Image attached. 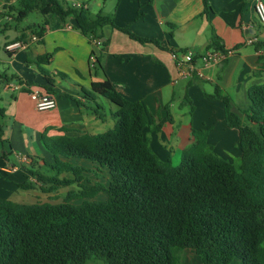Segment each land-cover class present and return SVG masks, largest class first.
<instances>
[{
	"label": "trees",
	"instance_id": "16d2710c",
	"mask_svg": "<svg viewBox=\"0 0 264 264\" xmlns=\"http://www.w3.org/2000/svg\"><path fill=\"white\" fill-rule=\"evenodd\" d=\"M203 5L206 11L205 0ZM4 8L12 22L31 13L52 14L62 21L72 19L90 41L100 40L109 26L141 45L160 48L157 40L134 35L129 26L117 27L112 18L101 12L93 15L84 5L16 0L15 6ZM140 16L138 12L136 19ZM34 28L41 41L44 24ZM212 44L218 47L213 31ZM253 47L261 53L257 61L264 70V41ZM50 58L44 55L37 62L47 64ZM41 72L48 85L45 91L52 95L53 81ZM81 97H101L116 107L115 124L97 135L40 136L50 162L44 163L46 172L27 171L39 184L37 189L78 190L55 204L0 199V264H179L182 250H193L202 264H230L235 259L264 264V83L248 90L243 108L216 87L208 96L223 103L224 123L237 132L239 165L213 153L209 131L192 129L190 147L182 151L179 165L172 166L148 145V119L140 100L124 98L108 80L91 84ZM88 110L104 120L100 105L94 103ZM2 118L0 109V158L5 162L10 152L3 140ZM80 160L106 170V188L89 184L83 174L90 171L75 162ZM19 188L35 190L32 183ZM101 193L105 198L96 200Z\"/></svg>",
	"mask_w": 264,
	"mask_h": 264
},
{
	"label": "crops",
	"instance_id": "0c3cea01",
	"mask_svg": "<svg viewBox=\"0 0 264 264\" xmlns=\"http://www.w3.org/2000/svg\"><path fill=\"white\" fill-rule=\"evenodd\" d=\"M205 1L206 11L203 0H152L150 5L144 7L148 0H130V32L157 40L160 48L151 44L141 45L126 35L121 36V32L109 26L103 28V37L100 39L101 42L108 41L107 45L96 48L93 41L79 33L70 18L62 21L49 14L40 19V23L17 27L12 26L11 20L5 19L6 14H1L3 48L10 42L35 34L37 30L34 27L44 24L41 41L14 53L3 49L5 57L0 58L1 123L3 140L9 146L10 156L14 155L13 137L17 135L22 140L25 131L33 132L40 139L44 133L48 138L97 135L101 130L99 122L110 121L114 126L115 111L112 112L111 106H108L109 115H105L103 121L88 110L95 103L104 111V99L89 97L86 101L81 97L82 93L90 91L91 84L105 80L110 81L124 98L142 102L148 119L145 137L153 152L154 149L171 148L175 144H187L186 148L190 147L191 130L195 128L192 113L196 112V108L187 98L208 84L211 85L212 94L215 87L218 88L235 106L236 103H244L253 85L264 82V79L255 77L260 65L257 59L261 53L246 44L249 39L264 41V32H260L264 25L257 21L253 10L256 0H249V3L247 0ZM103 2L100 4L96 0L98 6L104 5ZM76 3L88 10L86 1ZM139 6H142L140 10ZM138 12L141 16L136 19ZM212 31L218 38V47L212 44ZM179 51L194 57L195 71L191 75L185 73V65L172 60L171 53ZM210 51L230 55L218 67L207 69L199 57ZM44 55H51L48 63L38 64L37 58ZM41 70L47 72L53 81L52 96L57 103V107L48 114L38 113L29 98L32 90L46 92L45 87L48 85ZM7 84H13L14 87L6 89ZM178 88L184 89V92L178 91ZM215 101L218 113L224 118L223 103ZM179 102L181 106L188 102V123L182 121L183 115L174 112ZM163 120L165 122L156 131L155 127ZM181 128H186L185 136L181 135ZM39 148L42 150L40 145ZM10 156L5 162L0 158V173L12 165L9 163ZM46 157L50 161L49 155ZM19 161L27 165L23 157H19ZM12 173H7V176ZM23 173L29 175L26 170ZM9 201L21 203L14 198Z\"/></svg>",
	"mask_w": 264,
	"mask_h": 264
},
{
	"label": "rangeland",
	"instance_id": "374dc122",
	"mask_svg": "<svg viewBox=\"0 0 264 264\" xmlns=\"http://www.w3.org/2000/svg\"><path fill=\"white\" fill-rule=\"evenodd\" d=\"M63 1L64 4L71 5V3H76V1L82 0H60ZM88 5V11L91 14H97L99 11L105 13L104 15H109L112 18L113 23L117 27H130V0H105L104 5L98 6L96 4V0H84ZM249 3V0H247ZM8 2V3H7ZM101 0L99 3L101 4ZM264 3V0H262ZM16 4L15 1L9 2V0H0V16L1 14H7L4 11L5 6H14ZM43 16L38 13H31L26 19L20 22H13L12 26L23 27L24 25H31L40 23V19ZM11 23V22H10ZM264 25V24H263ZM262 29V28H261ZM130 31V29H129ZM261 33L264 32V29L260 31ZM263 34V33H262ZM121 36H125L122 35ZM264 37V36H263ZM126 38V37H124ZM3 42L4 36L0 32V58H4L5 55L3 53ZM191 53V52H190ZM193 53V52H192ZM255 77L257 79H264V70L261 69V66L257 67ZM264 83V82H263ZM183 85L185 83H182ZM211 85L206 84L203 90L196 91L195 94L190 96L188 102L191 103L193 107L196 108V112L192 113V123L195 126L194 130H203L209 131V138L208 143L212 147L213 153L216 155L226 158L227 160L231 161L235 165L240 164V153L238 149V139H237V132L233 129L228 128L224 123L223 116H220L218 110L215 106H218L215 100L208 99V96L212 95L211 93ZM178 91L184 92L178 88ZM104 114L109 115L108 106H111L112 112L116 110V107L110 105L106 100H104ZM188 102L187 104H183L182 106L179 104L175 105L174 112L180 115H183L182 121L188 123V119L190 118V113L188 112ZM99 103V102H98ZM235 106L237 108H243L245 104L243 102L236 103ZM53 110L45 111V112H38L43 114L51 113ZM173 112V113H174ZM204 124H203V123ZM202 124L204 126H202ZM99 127H101L98 133H104L106 130H110L113 128V124L108 121L105 123L99 122ZM186 129V128H185ZM185 129L181 128V135L185 136L186 131ZM4 133V131H3ZM144 134L147 135V127L144 130ZM180 135V136H181ZM181 136V137H182ZM23 138L15 135L12 139V150L14 155L10 156L9 163L12 164L17 168L18 171L16 173H12L9 176H5L4 173H1L3 178H0V198L14 200L26 203V204H35V203H60L63 199L67 196L68 192L76 191L78 188L76 186L64 187L60 188L55 192L52 193H44L39 191L37 188L39 184L32 179L30 173H37V172H46L49 170L48 168L44 167V163L50 162L46 155L49 153L45 150L42 142L39 138L33 134V132L25 131L23 134ZM158 142V139H157ZM156 142V143H157ZM155 143V144H156ZM160 143L158 142V145ZM42 148V150L39 148ZM175 144L172 145L171 148H159L155 150V154L161 161H166L169 159L171 161L172 166H177L181 162V153L184 149H186L187 144ZM160 146V145H159ZM156 147V145H155ZM23 157L27 160V165L24 163H20L19 157ZM29 154V156H27ZM50 157V155H49ZM78 164L90 171L88 174H83L84 177L88 179L90 185H102L104 188L107 187L108 182V174L105 169H102L98 166H91L89 163H85L84 161H75ZM9 166V167H11ZM24 170L30 172L28 176L24 175ZM25 183H32V187L35 190H21L19 185ZM85 183V185H89ZM16 196V197H14ZM105 198L103 193L96 196V200H102ZM179 264H202L199 257L195 255L193 250H182L178 253ZM230 264H242L239 259L233 260Z\"/></svg>",
	"mask_w": 264,
	"mask_h": 264
},
{
	"label": "built area",
	"instance_id": "2783aa9c",
	"mask_svg": "<svg viewBox=\"0 0 264 264\" xmlns=\"http://www.w3.org/2000/svg\"><path fill=\"white\" fill-rule=\"evenodd\" d=\"M15 1V0H9V2ZM8 3V2H7ZM74 7L80 8L82 7V4L75 3L73 4ZM254 14L256 16L257 21L260 24H264V3L261 0H256L254 4ZM7 21H10V18L6 17ZM40 41V38L36 34H30L28 37L18 40V41H13L4 46V51L8 53H14L16 51L20 50H26L31 44L38 43ZM255 43H257L256 39H249L246 41V44L249 46H254ZM93 45L96 48L101 47V41L100 40H94ZM230 53H224V52H206L205 54L201 55L199 57V60H201L203 67L204 68H216L222 63H224L227 58L229 57ZM171 58L172 60L176 61L179 65H185L186 70L185 73L187 75H191L194 73L195 68L193 66L194 63V57L190 55L189 53H181L179 52H172L171 53ZM200 77H203L201 74L199 75ZM14 87L13 84L6 85V89H10ZM29 98L33 102L34 109L37 112H45V111H50L54 110L57 107L56 99L50 95L47 94L44 91L40 90H32L29 93ZM17 170L16 167L11 166L7 167L4 170H2V173H10V172H15Z\"/></svg>",
	"mask_w": 264,
	"mask_h": 264
}]
</instances>
